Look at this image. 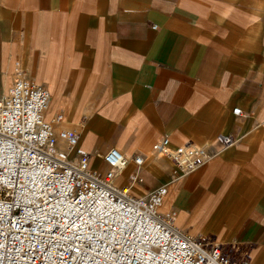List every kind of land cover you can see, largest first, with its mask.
<instances>
[{
    "label": "crops",
    "instance_id": "1",
    "mask_svg": "<svg viewBox=\"0 0 264 264\" xmlns=\"http://www.w3.org/2000/svg\"><path fill=\"white\" fill-rule=\"evenodd\" d=\"M17 64L52 89L47 118L64 114L94 167L113 148L146 158L142 182L131 162L116 187L167 185L181 232L251 243L264 264V0H0L3 91ZM163 137L206 163L174 180L152 154Z\"/></svg>",
    "mask_w": 264,
    "mask_h": 264
},
{
    "label": "built area",
    "instance_id": "2",
    "mask_svg": "<svg viewBox=\"0 0 264 264\" xmlns=\"http://www.w3.org/2000/svg\"><path fill=\"white\" fill-rule=\"evenodd\" d=\"M14 75L11 87L0 88V264H253L251 243L181 232L176 209L163 212L167 185L137 197L130 186L116 187L131 162L129 183L142 182L146 158L113 148L101 157L106 169L94 167L78 131L57 129L64 114L47 118L48 90L19 64ZM218 140L238 142L230 135ZM152 154L172 163L176 181L207 159L193 141L172 148L168 137Z\"/></svg>",
    "mask_w": 264,
    "mask_h": 264
},
{
    "label": "bare ground",
    "instance_id": "3",
    "mask_svg": "<svg viewBox=\"0 0 264 264\" xmlns=\"http://www.w3.org/2000/svg\"><path fill=\"white\" fill-rule=\"evenodd\" d=\"M49 95H53V92H52V89L50 88V90H49ZM54 108H55V95H54V98H53V100H52V97H51V103H50V106H49V108H48V110H47V116L48 117H50V118H52L53 117V112L54 111H52V109L54 110ZM59 128H61V127H59V126H57V129H59ZM61 142V140H58V143H60ZM79 143H80V135H79ZM80 145H81V143H80ZM60 146V145H59ZM61 147V146H60ZM62 148H66L65 146H63ZM75 150H76V147H74L73 149H71V150H69L68 151V157L69 158H73V156H74V153H75ZM128 168V167H127ZM126 168V169H127ZM126 169L124 170V172L120 175V177L121 176H125L124 174H125V171H126ZM116 179H118V178H116ZM134 190L135 189H133V187L131 188V192H132V194H133V196H136V195H138L136 192H134ZM170 199V195L168 196V198H167V200H169ZM166 200V201H167ZM166 204V203H165ZM166 206V205H165ZM164 211H165V209H163ZM177 223H178V220H177V217H176V219H175V222H174V224L175 225H177Z\"/></svg>",
    "mask_w": 264,
    "mask_h": 264
},
{
    "label": "rangeland",
    "instance_id": "4",
    "mask_svg": "<svg viewBox=\"0 0 264 264\" xmlns=\"http://www.w3.org/2000/svg\"><path fill=\"white\" fill-rule=\"evenodd\" d=\"M11 85H12V83L9 84V85L5 88V90H7L9 87H11ZM164 209H165V211L163 210L164 213H166V212H168V211L171 210V209H169V207H167V205H166V206L164 205Z\"/></svg>",
    "mask_w": 264,
    "mask_h": 264
}]
</instances>
